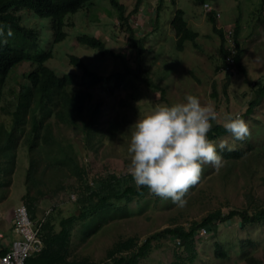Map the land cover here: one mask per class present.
Wrapping results in <instances>:
<instances>
[{
    "label": "rangeland",
    "instance_id": "rangeland-1",
    "mask_svg": "<svg viewBox=\"0 0 264 264\" xmlns=\"http://www.w3.org/2000/svg\"><path fill=\"white\" fill-rule=\"evenodd\" d=\"M118 2L124 5L125 14L129 17L128 25L119 19L107 0H92L80 11L65 17L63 31L66 37L53 46L50 44L48 19L29 14L21 18L22 24L37 30L38 46L51 47L53 57L47 63L57 76L67 77L69 85L79 91L89 89L99 104V131L90 136L91 140L83 138L82 124L78 119L73 124L51 121L55 137L68 148L89 183L100 175L129 173L128 148L131 133L135 130L133 125L150 114L156 104L170 106L184 102L186 95H194L202 104L212 102L218 113L216 123H223L226 115L237 116L246 110L248 101L254 98L253 82L264 79L263 0L207 2L219 14L217 27L223 32L232 51L235 50L230 34L235 21L239 20L241 29L237 40L244 72L221 67V39L212 32L208 14L201 3L194 0H142L137 10H133L135 0ZM156 7H159L157 13ZM175 9L184 11L187 27L196 33V47L186 41L182 50L176 48L175 36L169 24ZM128 27L132 28L135 41L143 39V69L149 71L152 83L158 85V89L145 87L128 75L119 76L118 85L114 78L105 84L81 79L80 71L70 63L68 55L79 57L89 69L99 74H115L121 69L118 58L99 54L97 49L77 42L76 37H98L107 48L125 53L130 65L134 66V52L130 51L127 38ZM23 69H29V64L18 65L11 72L9 82L3 86L0 94V106L14 99L16 85H27L22 77ZM225 72L232 76L223 88ZM9 116L0 111L3 127L11 125ZM242 119L248 123L249 137L252 138L236 141L227 133L214 140L217 146L221 141H227L234 149L249 145L255 150H264V99ZM112 126H116L117 130L108 133ZM28 130L29 125H25L21 135L17 134L14 161L10 157L0 156V168H5L2 169L4 173L0 172V231L4 237L12 233L17 206H26L30 199H34L37 202L33 209L35 218L42 219L58 204L57 199H50L54 189L62 183L76 186L79 182L68 165L61 164L56 170L46 166L52 157V151H49L51 146L45 151L39 146L33 154L35 159H39L35 164L34 176L40 181L31 184L26 179L30 154L24 141ZM217 151L222 155L218 147ZM55 152L57 157L62 156ZM74 193L70 194L68 202L59 204L62 213L67 216L78 212L75 204L78 195ZM185 199L186 205L179 207L170 199L159 198L148 190L143 197L128 202L113 201L107 208L75 222L69 242L51 244L48 253L63 261L86 258L87 264H101L113 257L128 256L147 237L166 227L176 224L187 227L191 221L198 222L216 210L227 214L234 209L243 210L256 205L264 207V157L262 161L246 155L240 161L224 164L219 170L210 164L204 165L199 183L189 189ZM208 227L210 230L206 227L209 230L207 234L194 238L190 254L173 236L153 239L151 249L137 264H245L243 259L250 254L264 264V220L244 223L239 217H233L229 223H214ZM125 241L132 246L125 248ZM216 243L222 245L224 256L215 254Z\"/></svg>",
    "mask_w": 264,
    "mask_h": 264
},
{
    "label": "trees",
    "instance_id": "trees-1",
    "mask_svg": "<svg viewBox=\"0 0 264 264\" xmlns=\"http://www.w3.org/2000/svg\"><path fill=\"white\" fill-rule=\"evenodd\" d=\"M91 1L92 0H0V25L5 26V32L7 31V27L10 26L14 33L12 37L7 38V44L0 46V94L3 86L9 82L11 72H14L18 65L29 64V69L22 70V77L27 85L21 84L15 86L12 84L11 86H15L14 99L0 106L1 113L8 114V116L10 115L9 117L12 122L11 125L9 124L7 127H3V123L0 122V156L4 158L10 157V159L14 161L15 148L18 140L17 134L21 135L25 130V125H29L27 137L24 141V145L30 154L29 164L26 170V179H28L31 184H36L40 181L34 176L35 164L39 159H35L33 154L39 146L42 147L44 151L47 150V147L51 146L52 148H50L49 151H52V157L50 158V164L46 166L56 170L61 164L65 166L68 165L69 170L72 171L79 180L76 186L74 184L66 185L62 183L54 189L53 196L51 195L50 199H57L58 202L56 203L58 204L54 209L52 208L50 210V213H48L46 217L44 215V222L40 228V238L45 247H43L40 252L28 258L24 264H87L86 258L80 260L72 259L69 261L56 259V257L48 253L49 248L51 244L53 245L54 243L67 244L69 242L71 229L75 222L84 220L89 215L107 208L113 201L125 200L128 202L133 198L143 197L144 193L148 191L147 187L138 189L130 173L119 176L115 174H107L106 176L100 175L96 180L89 183L84 177V171L78 168L68 148L64 147L62 141L55 137L51 126V121L57 124H73L78 119L82 124L83 138L86 141L89 139L91 140L90 136L99 131L97 128V117L100 113V107L94 100L93 94L89 89L79 91L73 85H69L67 77L63 75L57 76L58 74H56L47 63V61L53 57L51 47L46 49L38 46L37 30L22 24L21 18L29 14L33 17L48 19L51 34L50 44L53 46L66 37L63 31L65 17L80 11L86 6V3ZM107 1L110 6L114 7L119 19L128 25L129 17L125 14L124 5L119 3L118 0ZM141 1L142 0H135L133 10H137ZM194 1L203 5L209 0ZM158 10L159 7H156V13ZM207 14V20L211 24L212 32L218 34L221 39V67L229 66L236 69V71L244 72L245 68L240 62L241 55L238 50L239 43L237 40V36L241 29L239 20L237 19L235 21L234 29L231 32L235 46V52L231 53L228 49H225V36L221 29L217 27L219 14L214 10ZM169 24L174 33L175 44L178 50H182V45L186 41L192 42V45L196 47V33L187 27L183 10L175 9ZM127 31L129 32L127 38L130 43V51L134 52V60L132 61L134 67L130 65L129 59L125 53L115 52L107 48L100 38L90 35L76 37L77 42L97 49L99 54H107L111 57L118 58L121 69L120 72L115 74H99L89 69L85 62L79 57L68 55L70 63L80 71L79 76L81 79H92L105 84L114 78L116 80V85H118V77L121 75H128L141 82L145 87L158 89L159 86L152 83L149 71L147 72L143 69V39L139 38L135 41V34L132 28L128 27ZM227 55L232 57V64L227 61V59H224ZM231 76L228 73L225 74L223 88L227 86L229 77ZM251 88L254 92V98L248 101L246 110L238 114L241 118L251 113L252 109L257 107L264 99V79L255 80ZM211 123L213 125L212 130L208 133L210 140L214 141L229 133L223 128V123H216V121H212ZM116 130V126H112L108 129V133H112ZM255 132L256 129L254 128L253 133ZM262 149L255 150V148H251L248 145L246 148L238 147L233 151L224 150L222 151V155L226 161L225 165L230 164V162L240 161L246 155L250 158L255 157V159L263 161L264 150ZM55 150L57 153H61L62 156L57 157ZM2 169L5 168H0V172L4 171ZM60 180H63V178ZM74 192L78 195L75 202L78 212L77 214H70L67 216L62 213L63 209L59 204L68 202L70 194ZM36 205L37 202H35L34 199H30L25 206L28 214L34 220H37V218H35V210H33L36 208ZM253 207L255 208L251 209ZM233 217H239L244 223H259L264 220V207L256 205L243 210L234 209L227 212V214H223L221 211L216 210L207 214L198 222L191 221L187 227L180 224L166 227L157 231L152 236L147 237L144 242L128 256L113 257L101 264H137L138 260L143 259L151 249V242L153 239H166L170 236L178 240L179 244L190 254L193 251L192 242L195 241L194 238L198 236V232L202 228L207 227L210 230V227H208L210 224L229 223ZM122 244L120 246H122ZM124 245L125 248L132 246L126 241ZM214 249L217 256L222 257L225 255L221 244L216 243ZM243 261L245 264H262L261 261L251 254L244 258Z\"/></svg>",
    "mask_w": 264,
    "mask_h": 264
},
{
    "label": "clouds",
    "instance_id": "clouds-1",
    "mask_svg": "<svg viewBox=\"0 0 264 264\" xmlns=\"http://www.w3.org/2000/svg\"><path fill=\"white\" fill-rule=\"evenodd\" d=\"M212 10H205V13ZM13 35L10 26L5 32V26L0 25V46L7 44V38ZM231 40L233 43L232 36ZM228 48L225 41V49ZM217 119L218 113L212 102L202 104L197 96L190 94L184 97V102L170 106L156 104L150 114L138 119L133 125L135 130L128 148V172L137 188L147 187L155 196L170 199L179 207L185 206V197L189 189L199 183L203 166L210 164L219 170L226 163L217 147L221 152L234 150L227 141H221L217 146L209 139L211 122ZM223 128L236 141L250 136L248 123L238 115H226Z\"/></svg>",
    "mask_w": 264,
    "mask_h": 264
},
{
    "label": "built area",
    "instance_id": "built-area-1",
    "mask_svg": "<svg viewBox=\"0 0 264 264\" xmlns=\"http://www.w3.org/2000/svg\"><path fill=\"white\" fill-rule=\"evenodd\" d=\"M204 9L209 11L211 8L208 4H204ZM229 51L234 53L230 49ZM227 61L232 63V57L228 55ZM13 221L15 226L11 237L5 238L0 233V264H24L28 258L40 252L44 247L40 238L43 218L32 220L24 207H17L14 211ZM207 233L206 228H202L198 232V236Z\"/></svg>",
    "mask_w": 264,
    "mask_h": 264
},
{
    "label": "bare ground",
    "instance_id": "bare-ground-1",
    "mask_svg": "<svg viewBox=\"0 0 264 264\" xmlns=\"http://www.w3.org/2000/svg\"><path fill=\"white\" fill-rule=\"evenodd\" d=\"M163 1H164V0H163ZM17 207H24L25 210H26V212H27V209H26L25 205L22 204V205H19V206H17ZM17 207H16V208H17ZM16 208H15V209H16ZM46 212H47V211H46ZM27 214H28V212H27ZM28 216H29L30 219H32V218L30 217L29 214H28ZM32 220H34V219H32ZM14 226H15V225H14ZM14 226H13V229H12V233H11L10 235H6L5 238H8V237H11V236H12V234H13V230H14ZM0 233H2V232L0 231ZM2 234H3V233H2ZM3 236H4V234H3Z\"/></svg>",
    "mask_w": 264,
    "mask_h": 264
}]
</instances>
